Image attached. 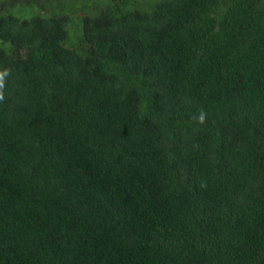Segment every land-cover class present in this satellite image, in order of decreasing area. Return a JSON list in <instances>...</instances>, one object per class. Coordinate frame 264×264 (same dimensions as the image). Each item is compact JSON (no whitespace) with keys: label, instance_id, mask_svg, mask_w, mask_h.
Listing matches in <instances>:
<instances>
[{"label":"trees","instance_id":"1","mask_svg":"<svg viewBox=\"0 0 264 264\" xmlns=\"http://www.w3.org/2000/svg\"><path fill=\"white\" fill-rule=\"evenodd\" d=\"M91 1L0 10V264H264V0Z\"/></svg>","mask_w":264,"mask_h":264},{"label":"rangeland","instance_id":"2","mask_svg":"<svg viewBox=\"0 0 264 264\" xmlns=\"http://www.w3.org/2000/svg\"><path fill=\"white\" fill-rule=\"evenodd\" d=\"M36 0H0V10L1 13L13 12L16 14H22L31 16L37 10L38 5L41 6V2L37 4ZM44 4H51L55 6H61L63 10L68 7H79L85 5H92L91 0H40ZM79 15H82V12H79ZM0 46H4L5 48H10V43L5 42L0 38Z\"/></svg>","mask_w":264,"mask_h":264},{"label":"clouds","instance_id":"3","mask_svg":"<svg viewBox=\"0 0 264 264\" xmlns=\"http://www.w3.org/2000/svg\"><path fill=\"white\" fill-rule=\"evenodd\" d=\"M5 75H7V72H2L0 73V88H3L4 86V77ZM0 99H3V94L0 93ZM201 119H203V117H201Z\"/></svg>","mask_w":264,"mask_h":264}]
</instances>
